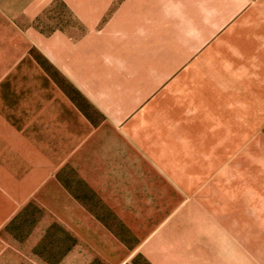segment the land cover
<instances>
[{
    "label": "crops",
    "instance_id": "0c3cea01",
    "mask_svg": "<svg viewBox=\"0 0 264 264\" xmlns=\"http://www.w3.org/2000/svg\"><path fill=\"white\" fill-rule=\"evenodd\" d=\"M206 207L252 248L264 0H0V264H195Z\"/></svg>",
    "mask_w": 264,
    "mask_h": 264
},
{
    "label": "rangeland",
    "instance_id": "374dc122",
    "mask_svg": "<svg viewBox=\"0 0 264 264\" xmlns=\"http://www.w3.org/2000/svg\"><path fill=\"white\" fill-rule=\"evenodd\" d=\"M35 24L47 31H51L53 30V28H56L58 26L73 25L74 20L71 19V13L64 6V4L60 1H56L50 8H48V10L45 11V13L40 18H38ZM50 74L53 75V72L50 71ZM54 78L57 79L60 77H58V74L55 73ZM69 92L70 95L77 101L78 106L84 112H86L87 114L94 112L93 109L86 103V101L79 95V93L74 91L72 88ZM243 172L244 169H237L238 176L242 175ZM207 186L210 188L213 187V185ZM237 186L239 188V185ZM253 187V192H258L255 190L256 185H254ZM209 199L205 200L206 204L209 203V205H211L214 202L216 203V201L212 199L211 194ZM206 211H209L206 213H210L211 216L206 215L210 217H206L205 222H199L198 225L193 226L195 229H197L196 233L191 231L192 227H190L188 233L189 240L187 244L189 245L190 250H195V258L197 261L195 264H264V230L260 229V227L264 229V224L261 226L255 224L252 226L253 231H251V234L253 246L251 249L250 247L244 248L241 246L229 247L230 241L228 239V232L216 230V225L212 221V208L206 207ZM262 219L264 220V216L262 217ZM202 227L204 231H201ZM241 233L244 238L243 232L238 231L237 235H240ZM193 237L196 238L195 241L193 240ZM190 258H192V256ZM136 262L137 264H149L146 259L142 257L138 258ZM192 263L193 262H190L189 264Z\"/></svg>",
    "mask_w": 264,
    "mask_h": 264
},
{
    "label": "clouds",
    "instance_id": "9594fccd",
    "mask_svg": "<svg viewBox=\"0 0 264 264\" xmlns=\"http://www.w3.org/2000/svg\"><path fill=\"white\" fill-rule=\"evenodd\" d=\"M212 15H214V10H211V11H209L208 12V17L210 18ZM207 22V21H206ZM188 35L190 36V37H194L195 36V33H188Z\"/></svg>",
    "mask_w": 264,
    "mask_h": 264
}]
</instances>
